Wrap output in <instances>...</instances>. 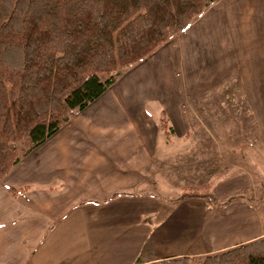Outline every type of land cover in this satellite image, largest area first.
<instances>
[{
    "label": "crops",
    "instance_id": "0c3cea01",
    "mask_svg": "<svg viewBox=\"0 0 264 264\" xmlns=\"http://www.w3.org/2000/svg\"><path fill=\"white\" fill-rule=\"evenodd\" d=\"M215 97L216 107L236 106L225 115L235 122L230 129L221 124L216 131L183 129L194 119V107ZM163 112L173 129L169 136L160 124ZM240 121L250 127L245 123L241 129ZM207 136H216V152L233 154L216 173L217 203L201 206L198 228L208 248L157 250L143 258L158 229L145 222L142 186L155 182V165L166 163L163 154L173 150L185 153L180 157L185 160L177 154L175 161L176 175L184 179L189 154L206 152L199 137ZM242 143L245 148H238ZM241 150L244 157L237 160ZM10 186L27 190L14 195ZM261 237L264 0H217L75 111L65 127L0 180V264H145L183 254L195 258Z\"/></svg>",
    "mask_w": 264,
    "mask_h": 264
},
{
    "label": "trees",
    "instance_id": "16d2710c",
    "mask_svg": "<svg viewBox=\"0 0 264 264\" xmlns=\"http://www.w3.org/2000/svg\"><path fill=\"white\" fill-rule=\"evenodd\" d=\"M216 1L0 0V180ZM160 124L169 136L164 112ZM186 198L218 201L207 186H189L179 196ZM199 257L201 264H264V237ZM145 264H192V257Z\"/></svg>",
    "mask_w": 264,
    "mask_h": 264
},
{
    "label": "rangeland",
    "instance_id": "374dc122",
    "mask_svg": "<svg viewBox=\"0 0 264 264\" xmlns=\"http://www.w3.org/2000/svg\"><path fill=\"white\" fill-rule=\"evenodd\" d=\"M203 103L194 107L196 111L192 112L195 114L194 119L187 121L183 129L203 131L209 129L216 131V127L219 129L221 124L225 130H228L235 123H229L228 120L224 119L227 113L234 112L236 106L225 104L216 107V97L210 98L209 101ZM237 123L241 124L238 125L241 126V129H245V123L247 127H250L248 122L240 121ZM242 133L243 131L240 130V135ZM240 137L238 140H243V137ZM162 139L163 137H159V144L163 146L164 141ZM199 139L204 140L206 152L203 153L198 148L194 153L189 154V168L187 172L182 173L183 175L185 174L184 179L176 175L178 172L175 169L180 167H177L175 161L177 154L180 155L178 156L180 158L183 155L185 156V153H176L173 150L163 154L166 157L165 160H168L166 163L155 165L153 169L156 171L153 179L155 182H148L144 185L145 187L142 186V188L146 189V192L142 191L139 202L142 213L147 212L145 216L148 219L145 222L150 225L154 224L153 226L156 225L158 229L157 234L152 235L149 242H147L150 251L143 253V258H146L149 252H156L157 250L170 253H189L190 251H205L208 248L207 241L200 233L198 224L202 214L201 206L205 202L212 204V201L206 198V200L199 202L183 201L179 199V196L191 185L207 186L214 192L216 173L221 172L224 162L230 161L229 154L232 153H225V149H223V152L219 150H217L218 153L216 152V146H214L216 144V136L199 137ZM15 146L20 148L21 144L16 143ZM238 148L244 149L245 147L242 143L241 147ZM240 153L235 156L237 160L244 157L242 150ZM171 158L174 166L169 163ZM185 159L180 158V160ZM162 232L167 235H161ZM199 258H192V264H201Z\"/></svg>",
    "mask_w": 264,
    "mask_h": 264
}]
</instances>
